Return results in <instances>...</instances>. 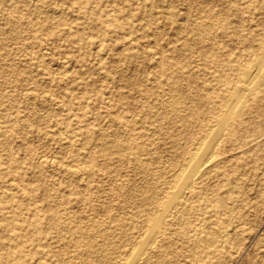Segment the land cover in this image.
Masks as SVG:
<instances>
[{"label":"rangeland","instance_id":"374dc122","mask_svg":"<svg viewBox=\"0 0 264 264\" xmlns=\"http://www.w3.org/2000/svg\"><path fill=\"white\" fill-rule=\"evenodd\" d=\"M0 264H264V0H0Z\"/></svg>","mask_w":264,"mask_h":264},{"label":"bare ground","instance_id":"6f19581e","mask_svg":"<svg viewBox=\"0 0 264 264\" xmlns=\"http://www.w3.org/2000/svg\"><path fill=\"white\" fill-rule=\"evenodd\" d=\"M73 2V1H72ZM54 17V16H53ZM154 32V31H153ZM132 44V43H131ZM100 48V47H99ZM99 51H101L100 49H98ZM97 50V51H98ZM152 52V51H151ZM97 53V52H96ZM99 54H100V52H98ZM155 53V52H154ZM153 53V54H154ZM46 55V54H45ZM101 55V54H100ZM99 55V56H100ZM42 58V57H41ZM104 58V57H103ZM100 59V58H99ZM169 61V60H168ZM99 63V62H98ZM155 66V65H154ZM153 66V67H154ZM67 71V70H66ZM64 76V75H63ZM38 98H40V97H38ZM226 100V105L227 104H236V103H238V104H241L239 101H236V102H234V103H232V101L231 100H229V99H225ZM194 101V100H193ZM194 111V110H193ZM237 112H239L240 113V111L238 110ZM196 114V113H195ZM71 119V118H70ZM261 129H262V127H261ZM39 157V156H38ZM58 161V160H57ZM39 166L40 167H46L47 165H50L51 166V162L50 161H47V160H45V159H41V160H39ZM65 165V164H64ZM38 166V165H37ZM60 166H61V163H60ZM77 170V169H76ZM67 172H71V174H72V171H67ZM66 172V173H67ZM183 177H186V176H183ZM185 179V178H184ZM187 179V178H186ZM80 181V180H79ZM10 184V183H9ZM11 186V185H10ZM5 189V188H4ZM12 189H13V187H12ZM8 190V189H7ZM164 192H165V190H164ZM162 194H164V193H162ZM184 203V202H183ZM155 220V219H154ZM153 220V221H154ZM133 227V226H132ZM144 227H146V226H144ZM157 229V228H156ZM222 242V241H221ZM226 242V241H225ZM224 244L225 243H222L221 244V246L220 247H217L215 250H213V255H219V254H221V252L224 250ZM228 245V244H227ZM44 261V260H43ZM38 263V262H37Z\"/></svg>","mask_w":264,"mask_h":264}]
</instances>
